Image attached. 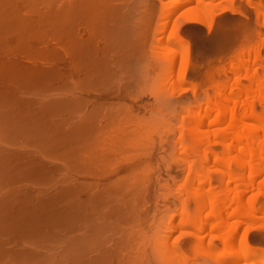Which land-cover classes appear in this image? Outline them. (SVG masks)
Here are the masks:
<instances>
[{
	"label": "bare ground",
	"instance_id": "6f19581e",
	"mask_svg": "<svg viewBox=\"0 0 264 264\" xmlns=\"http://www.w3.org/2000/svg\"><path fill=\"white\" fill-rule=\"evenodd\" d=\"M4 1L0 3L8 11L0 5L7 12L0 10V261L50 257L45 264H166L163 257L157 259L156 247L161 256L187 259L180 240H171L178 232L197 241L193 264H264V251L250 244L247 231L240 234L242 224L259 219V213L264 220V201L257 206L264 198V184H257L264 177V73L255 68L257 59L242 60L246 72L236 74L229 87L211 96L204 91L190 103L195 107L183 125L190 135L185 138L181 130L178 143L182 150L190 147L194 156L185 150L177 156L167 150L168 142L130 147L138 141L130 139L143 132V116L135 112L147 103L144 74H150L151 65L172 74L179 54L177 83L184 85L190 51L179 27L184 22L205 23L201 16L183 15L181 22H174L166 41L176 49L162 45L158 33L164 35L169 26L162 20L147 48V32L136 27L135 0ZM188 1H174L164 16L194 0ZM20 7L27 12L22 14ZM223 11L235 12L230 6ZM158 47L166 52L159 53ZM141 54L149 63H143L144 77L135 80L129 71ZM54 83L59 88L55 97ZM25 92L36 98H22ZM177 95L175 102H184ZM173 99L166 96L160 102L173 107ZM64 170L68 176L59 179L57 174V179L56 173ZM183 175L188 182L194 180L180 193L187 180L179 189L173 185ZM51 190L56 193L49 195ZM64 202L65 210L54 209ZM175 202L178 214L171 206ZM161 206L170 216L163 214L159 222ZM64 232L70 234L67 242L60 240ZM48 239L68 249L44 248L42 242Z\"/></svg>",
	"mask_w": 264,
	"mask_h": 264
},
{
	"label": "rangeland",
	"instance_id": "374dc122",
	"mask_svg": "<svg viewBox=\"0 0 264 264\" xmlns=\"http://www.w3.org/2000/svg\"><path fill=\"white\" fill-rule=\"evenodd\" d=\"M12 1L15 3L14 0H12ZM12 1H10L9 3H11ZM17 1H19V0H17ZM17 1H16V3H20V1L19 2H17ZM136 1H138V2H136ZM141 1L135 0V2H134L135 5L133 3L132 4L135 6V9L137 7L136 12H135L136 13L135 16L137 18L139 17V19H137V24H139L138 21H140V23H142V24H140L141 28L144 26L143 23L145 20L144 24L146 25L145 26L146 28L141 29L140 25L137 26V24H136V27H138V30L140 29L139 31H142L143 33L147 32L146 37H148V39L145 38V44H144V46L146 45L147 48H148V45L150 44L151 39L154 37V34L156 33L155 30H157L158 26L163 22L167 23V24H165V27H166V25L168 26V23H169V26L166 27V30L164 28H162V29H164V33H165L164 35L160 34V32L158 34H159V36H162V38H163L162 39V45H163V47H166V49L169 47L172 49H176L175 47H172L171 43L166 41V40H167L168 34L170 32H172V30L174 29V26L177 23V21L180 20L179 16H183V15L201 16V18L205 21V23L188 22L189 23L188 24L187 22H184L185 24H182V25L180 24L181 26L179 28H181V27L182 28H181V30L180 29L179 30H180V35L184 40L183 44H185L187 42L188 46H189V51H190L189 52L190 56L188 58L189 64L187 63L188 64V67H187L188 70L186 71L187 76L185 75L187 81L184 83V85L182 84L179 86L177 83V81H179L177 79V76L179 74V63H180V58H181L179 54L178 55L176 54V56H177L176 61L178 63H177L176 67H175L176 62L173 65L174 70L172 67V70H173L172 74H167V73H171V72L166 71L167 72L166 73L165 69L161 68L160 65L158 67H155V66L152 67L151 64H153V63H150L151 67L149 66L150 74H144V69L142 67V66H144L143 63L148 64L149 61L146 62L145 60H143L144 56H142V54L139 55L140 59H138L136 62L133 61L131 63V65L134 66V69H131L129 71V75L131 76V78L136 80L138 78L142 79L144 77L143 76V74H144L145 75L144 80H145V83H147L148 92H147V95L144 96L145 102L147 101L146 107L144 109H141L142 110L141 112L140 111L135 112V114H137V116H143L144 117V118L141 117L142 118L141 127L143 128V132H141L142 130L138 131L139 132L138 134H140V133H142V134L140 136L137 134L135 136L137 138H134L133 140L130 139V141H132V142H135L136 141L135 139H137L138 141H136V143H132V144L130 143L129 145H130V147H135V146H141V145H145V144L148 145L149 143H151L149 145H153L152 143H154L155 145L159 146V144L163 145V144L168 142L167 143V150L173 152L174 154H176V153L178 154L179 152L181 153V152L186 151L187 152L186 154L189 155V157H191V156H194L193 152H192L193 150L190 147H185L182 150L181 148H179L181 146V144L179 145V143H178L180 141V139H179L180 133H182L184 131L185 132L184 137L185 136L187 137L188 135H190L189 134L190 132L187 131L185 127L183 128V125L185 126L188 123V121H187L188 114L187 113H189L190 108L195 107V106H191L190 103L191 102L193 103L194 101L197 100V98L201 97L202 94L204 93V91H205V94L208 93V95L211 96V95H213V93L223 89V87H226V88H227V86L229 87L232 84V82L235 80L236 74H240V75L245 74L246 70L244 68H246V67H245V65L242 66L243 65L242 60H244V59L247 61V59H249V57H250V59L253 60L252 61L253 63L255 62L254 59H257V63L254 64L255 68L258 70V72L260 74L264 73V0H215V1L214 0L213 1L212 0H203L204 1V2L202 1L203 3L200 0H198L199 2L195 1V0L193 2H191L189 0L190 3H188V4L184 3V6L182 5V7H180L181 6L180 5L178 7L179 9L174 10L176 12L174 13V15H170L171 18L168 16L169 14L167 16L166 15L164 16V14L166 13L165 10H167V8L169 9L171 7V5L174 3V1H176V0H143L144 1V2H142L143 4L138 5ZM0 2H4V4H5L4 0H1ZM21 2H22V0H21ZM6 3H7V1H6ZM42 3H45V2L42 1ZM162 4H164V5H162ZM0 5H3V4L0 3ZM161 5L164 6V8H163L164 10H162V11H161V9H162ZM3 6H6V5H3ZM44 6L45 5H42L41 7H43L45 9ZM222 6L223 7H228V6L232 7L235 11V12H233L234 14H232L231 12H228V11L227 12L223 11V13H222L221 12V9H223ZM6 8H7V6H6ZM20 8H19V10H20ZM46 8H47V6H46ZM214 8H216V9H214ZM21 9H22L21 11H23L22 14H25V12H27V11L24 12V10L26 8H21ZM0 10H2V9H0ZM3 10H4V8H3ZM4 11H3L4 14L7 13L6 11H8V8L5 12ZM21 11L18 13H21ZM210 12H212V13H210ZM3 15H2V17H3ZM168 17H169V19H168ZM177 17H179L178 20H177ZM142 18H144V19H142ZM1 19H3V18H0V20ZM140 19H142L143 21L141 22ZM165 19H168V20L165 21ZM162 20H164V21L161 22ZM174 22H176V23L174 24ZM179 22H181V20ZM161 33H163V32H161ZM148 34H149V36H148ZM146 41H147V43H146ZM158 49L161 50L159 53H161L163 51L166 52V49L164 50V48L158 47ZM246 54H248L249 56ZM242 56H244V57H242ZM2 57H3V55H2ZM22 58L25 59V57H22ZM237 59H240V60H237ZM9 60H12V57L9 58ZM140 60H142V62H140ZM251 60H249V61H251ZM143 61H145V62H143ZM138 62L142 63V65H140V63H138ZM237 62H241V63L239 64ZM46 64H47L46 67H48V65H51V63H46ZM147 64H145V65H147ZM256 64L258 65L257 67H256ZM44 66H45V64H44ZM140 68H142L143 70ZM63 71H65V70L63 69ZM67 80L70 82V80L68 78H67ZM57 84L58 83H54L55 86ZM55 86H54V91H52L51 96H54L55 92L57 94L59 91L58 86H56V87ZM179 88L180 89L186 88V90L183 92V91L178 90ZM187 88H188V90H187ZM149 89L153 90L154 93L156 92V94H153L151 96L150 95L151 91ZM177 93H179V97H181L184 100V102H182V103L175 102V96L177 95ZM205 94H203V96ZM21 96H22V98H26V99L36 98L35 95L29 94L28 92H25V94H22ZM166 96H169V98H171V99L174 98L172 101L170 100V102L174 103V104H171V105H173V107L168 106V105H164V104H162V102H160L161 98L166 97ZM38 97H42V96L39 95ZM176 97H178V95ZM148 102L150 103V105L148 104ZM167 102H168V100H167ZM165 104H166V102H165ZM169 107H170V109H169ZM171 108H173V109H171ZM176 112H178V113H176ZM174 114H177V116ZM263 115H264V113H263ZM181 118H183L182 119L183 121L180 120ZM141 127H140V129H142ZM183 129H185V130H183ZM146 130L148 131V133H147L148 135H146L147 137L145 135L143 136V134H145ZM181 130H182V132H181ZM150 141H152V142H150ZM175 144H176L177 149L175 148ZM171 148L172 149L175 148V149L172 150ZM175 150H177V151H175ZM169 151H166V152L161 151V152H163L164 155L165 154L169 155L168 157H170V154H173V153H171V152L169 153ZM174 154L172 156H174ZM239 155L240 154H238V155L236 154V157ZM160 156H161V154H160ZM237 158H239V157H237ZM237 158H235V159H237ZM151 160L152 161L150 163L152 165H154L155 159H151ZM234 166H235V163H234ZM218 168H222L221 165H218ZM236 168H238V169H236ZM235 169L237 171L240 170L238 165H237V167H235ZM69 173H70L69 171L64 170L63 172H57L55 177L57 178V176L60 175L61 177L58 176V178L62 179L64 175H65L64 177H67ZM183 176H181L182 177V178H180L181 180L178 181L179 183L177 182L176 184L173 185V187L178 188V184L179 185H180V183L183 184V182L185 180H187V179L184 180V178H187V177L186 176L183 177ZM193 177H196V176H193ZM189 179L191 181L194 180V178L192 179L191 177ZM191 181L188 182V180H187L186 183L183 186H181V188L183 187L182 189L180 187H179L180 189L178 188L180 190V193L188 191L186 189L187 188L189 189L190 185L187 183H190ZM257 182H258L257 183L258 185L264 184V177L262 179L261 178L258 179ZM239 183H241V182H239ZM241 184H238V185H241ZM236 185L237 184L235 183V186ZM239 187L240 186H238V188H234V184H232V188H234L235 190L237 189L236 191L241 190V188H239ZM6 188H8V187H5V189ZM54 193H56V192H54V190H51L48 192L49 195L54 194ZM236 193L238 195L239 192H236ZM186 195H187V193H185V195L183 197L185 198ZM232 198H234V195H232ZM245 200H247L246 197H245ZM187 201L189 202L191 200H187ZM263 201H264V198L260 197L257 201V202H259V203H257V206L258 207L261 206ZM67 202L66 203L64 202L62 205H60L54 209L65 210L66 209L65 205H67L69 203V202L68 203ZM189 203L191 204V202H189ZM240 203L241 202H239V204L235 203V205L237 204L236 206L238 207V205L240 206ZM172 204H171V206L175 210V212H176V209L178 206L177 211L179 212L180 211V207H179L180 205L178 204V202H175L176 206L174 203H172ZM234 208H236V207L234 206ZM165 209L163 206H161V208H160L161 211L159 210L160 212L158 211V213L156 215L157 220H159L158 218L163 216V214H166V215H164V217L170 216L168 211H167V213L165 212L166 211ZM173 209H172L173 212L171 215L174 214ZM162 210H164V211H162ZM178 212H176V213L178 214ZM151 214L152 213H150L149 216H151ZM260 214L261 213L258 214V217H260V218L256 219L251 224L247 223L250 221L249 220L247 221L246 219L240 220V218H236V217L234 219H237L240 221H242V220L247 221V222H245L246 224H242V226L240 227V231H241L240 234H243L244 232L247 231L248 232V240H249L250 244L255 246V247H258L264 251V220L261 219V217H263V216H261L262 214L261 215ZM164 219L165 218H163L162 220H164ZM162 220L160 219L159 222H161ZM188 231L194 232V230L192 231V229H190ZM173 234L175 236H172L171 240L172 241L174 240V242L176 240H180V242L182 243L181 244L182 245L181 247L183 248L182 251H183V254L186 253L185 255L187 258V259H185V257H183L182 260H186V262L182 261L180 259H177V256L174 254H173V259H174V261H176V260L177 261L171 262V260H173V259H170L172 256H170V258L166 257L167 254H165V257L161 256V254H163V253H161L162 250L160 249L159 246L156 247V250H157L156 253L158 255L157 259L160 260L161 259L160 257H163L162 261L161 260L160 261L163 262L166 260L165 261L166 264H174V263L180 264V262H182V264H193V262H194L193 260L196 257L195 252H197L195 250V247L197 245V241L192 236L185 235V236L181 237L178 232H174ZM69 237H70V234L64 232L62 234L60 240L67 242ZM184 238L186 240H184ZM34 240L39 241V239L38 240L33 239L32 243H34ZM48 240L50 243H46ZM48 240H46L45 244L43 243L45 240L44 241L40 240V241H43L42 246L44 248L54 250V249H60V247H63V248L68 249V247L65 245L64 246H58L60 244H58L57 242L62 243L61 241L55 242L58 244V245H55V244H51V242L53 243L55 241V239H53V241H51L50 239H48ZM188 241H190V243ZM29 242H30V240H28V242H26V243H29ZM55 251L56 250H54V252ZM53 255H55V253H52L51 256H53ZM170 255H172V254H170ZM174 256H176V257H174ZM182 256H184V255H182ZM166 258H168L170 262H167L168 259H166ZM50 260H51L50 257H46L45 260L37 258V259L31 260V261H24L21 259H13L12 263L13 264H45L46 261L49 262ZM179 260H180V262H179ZM3 262H4V260L0 264H3ZM9 263H11V262H9Z\"/></svg>",
	"mask_w": 264,
	"mask_h": 264
}]
</instances>
